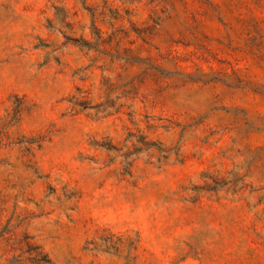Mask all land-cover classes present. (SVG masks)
<instances>
[{"label":"rangeland","instance_id":"obj_1","mask_svg":"<svg viewBox=\"0 0 264 264\" xmlns=\"http://www.w3.org/2000/svg\"><path fill=\"white\" fill-rule=\"evenodd\" d=\"M0 264H264V0H0Z\"/></svg>","mask_w":264,"mask_h":264}]
</instances>
